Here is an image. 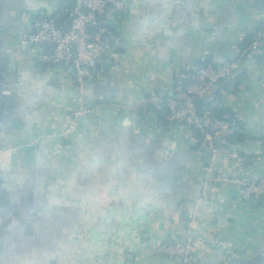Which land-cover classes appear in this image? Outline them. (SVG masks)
I'll use <instances>...</instances> for the list:
<instances>
[{"label":"crops","instance_id":"crops-1","mask_svg":"<svg viewBox=\"0 0 264 264\" xmlns=\"http://www.w3.org/2000/svg\"><path fill=\"white\" fill-rule=\"evenodd\" d=\"M248 1L126 0L124 45L99 61L81 98L70 63L43 62L41 47L21 42L34 18H58L70 0H0V85L11 101L0 105V264H175L158 245L188 234L202 243L195 264H264V193L255 202L216 178L264 175L254 143L264 136V52L222 95L244 163L220 157L206 175L193 132L147 107L175 96L179 69L191 77L207 61L249 60L264 10ZM81 101L97 111L69 130Z\"/></svg>","mask_w":264,"mask_h":264},{"label":"built area","instance_id":"built-area-1","mask_svg":"<svg viewBox=\"0 0 264 264\" xmlns=\"http://www.w3.org/2000/svg\"><path fill=\"white\" fill-rule=\"evenodd\" d=\"M126 10V0H76L68 9V21H61L55 15L38 16L33 19L29 31L23 35L21 42L41 47L40 59L43 62L70 63L83 98L87 82L92 77L97 62L107 52H115L124 45L122 37L118 35L116 22L117 17ZM263 47L264 28H261L249 47L247 62L235 56L223 59L218 65L212 63L197 65L193 77L179 69L173 89L175 96L159 100L165 101L169 108L167 114L169 126L178 129L182 126L191 131L192 128L198 129L203 133L201 147L209 154L210 159L209 166L205 168V174L208 176L214 172L215 161L220 157L239 164L248 158L236 147L227 144V138L238 129L233 124L231 116L225 114L218 117L211 111L200 112L196 102L203 100L213 105L218 104V91L224 94L221 81L235 78L242 70L249 69L253 60L263 53ZM186 79L189 83L185 82ZM96 111V105L81 101L72 112L69 130H75L81 120L92 116ZM254 143L264 147V136ZM256 151L257 159H264V150ZM216 178L239 185L243 196L252 198L255 202H258L264 193V175L258 181L221 174H217ZM200 247L201 241L188 234L171 242H161L158 251L173 259L175 264H195L194 253Z\"/></svg>","mask_w":264,"mask_h":264},{"label":"trees","instance_id":"trees-1","mask_svg":"<svg viewBox=\"0 0 264 264\" xmlns=\"http://www.w3.org/2000/svg\"><path fill=\"white\" fill-rule=\"evenodd\" d=\"M261 28H264V22L262 23V25L258 28H256L253 33L249 34L248 37H250L248 40H247V43L246 45L247 46H251V44L253 43L254 39H255V35L257 33L258 30H260ZM243 49V48H241ZM263 52H264V47H263ZM259 59V58H258ZM208 62L210 61H207V63H205V65L208 64ZM200 63V62H198ZM200 64H203V63H200ZM246 74H247V70L244 69L241 71V73L239 75H237L235 78H232L230 80H222L221 81V88L223 90H232V89H235L239 87V85L243 82V80L245 79L246 77ZM175 77H177V75L175 74ZM193 77V76H192ZM175 81H176V78H175ZM186 83H189V81L186 79L185 80ZM173 94H175V92H173ZM218 104L216 105H213L211 103H208V102H205L203 100H198L196 103L198 105V108H199V111L200 112H203V111H211L213 113V115L215 116H218V117H223L225 114H229L232 118V122L235 126H239L241 124H239V120L236 119V114L235 112L226 107L225 106V103L223 101V94L220 93V91H218ZM147 107L155 112L158 113V115L160 114V116L162 115L163 117L162 118H166L167 114L169 113V108L167 107L165 101L163 103H152V102H148L147 103ZM192 132L194 134V136L196 137V139L199 141V143L203 140V133L198 130V129H193L192 128ZM239 133V131H236L234 132V134L230 137L227 138V141L228 143H235V136ZM242 155H244L246 158V154L244 153H241ZM249 157V156H248Z\"/></svg>","mask_w":264,"mask_h":264},{"label":"water","instance_id":"water-1","mask_svg":"<svg viewBox=\"0 0 264 264\" xmlns=\"http://www.w3.org/2000/svg\"><path fill=\"white\" fill-rule=\"evenodd\" d=\"M75 2H76V0H70L71 4H75ZM244 5H248V6H251V7H256V8H260L261 10H264V0H252V1L245 2ZM67 16H68V11L67 10H63L59 14L58 18L63 19L65 17H67ZM247 53L248 52H246L245 54H247ZM96 67H100V62H97ZM4 88H5L4 85L3 86L0 85V100H2V98H3L2 97L3 95H2L1 92L3 91ZM143 110H144V106L143 105H139V107H138L139 114H142ZM13 125L15 127L19 126L17 121H13ZM218 144H219V142H218ZM227 144L230 145L228 142H227Z\"/></svg>","mask_w":264,"mask_h":264},{"label":"flooded vegetation","instance_id":"flooded-vegetation-1","mask_svg":"<svg viewBox=\"0 0 264 264\" xmlns=\"http://www.w3.org/2000/svg\"><path fill=\"white\" fill-rule=\"evenodd\" d=\"M3 98H2V100H0V105L2 106V105H6V103L8 102V103H11V101H10V99H9V96H6V95H3L2 96ZM12 99V98H11ZM14 100V99H13ZM12 100V101H13Z\"/></svg>","mask_w":264,"mask_h":264}]
</instances>
